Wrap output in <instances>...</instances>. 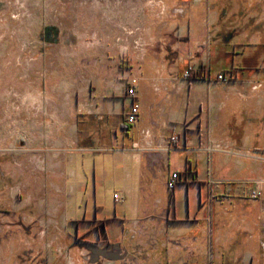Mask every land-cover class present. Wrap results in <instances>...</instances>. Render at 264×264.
<instances>
[{
	"label": "crops",
	"instance_id": "0c3cea01",
	"mask_svg": "<svg viewBox=\"0 0 264 264\" xmlns=\"http://www.w3.org/2000/svg\"><path fill=\"white\" fill-rule=\"evenodd\" d=\"M127 1L119 16L144 19L138 46L127 53L132 67L118 66L126 62L120 58L129 39L98 43L107 52L94 63L92 89H76L68 103L61 83L52 88L50 64L37 75L33 59L29 70L41 89L34 91L30 116L0 121V156L10 151L18 162L26 151L31 163L24 190L0 188L11 189L15 212L33 209L27 220L41 217L47 226L45 218H52L58 232L39 241L91 243L104 253L59 248L16 258H31L28 264H264V0H249L252 24L238 31V54L229 62L238 73L230 83L217 81L230 68L224 42L215 48L218 61L199 77L184 74L188 51L204 53L217 44L201 15L210 0H184L187 17L165 26L159 22L176 0ZM148 43L164 57L147 54ZM12 65L0 56V82L17 80ZM132 84L141 112L127 125ZM11 172V178L22 175L18 166ZM175 172L180 179L169 190ZM253 190L261 196L252 199ZM21 192L27 199L20 205ZM90 228L98 239L88 235Z\"/></svg>",
	"mask_w": 264,
	"mask_h": 264
},
{
	"label": "rangeland",
	"instance_id": "374dc122",
	"mask_svg": "<svg viewBox=\"0 0 264 264\" xmlns=\"http://www.w3.org/2000/svg\"><path fill=\"white\" fill-rule=\"evenodd\" d=\"M125 4H128L127 0H0V28L2 27L0 56L3 59L12 60L13 69L17 68L18 75L17 80L0 82V121L8 125L14 120L22 123L30 116L29 108L33 107L35 102L32 97L34 91L41 89L38 78H32V70H29L32 69L29 63H32L33 59H35L37 75H42L47 63L50 64L52 88H59L61 83V88L66 91L68 103L74 101L76 89L83 92L92 89L94 63L96 59H104L107 52L105 48H97L98 43L103 44L110 37L114 40H127V42L130 40L128 49L123 51L124 58H120V61L126 58V62L123 64L120 62L118 66L132 67L133 64H129L131 57L128 58L127 53L130 55V51L138 46L137 33L144 19L119 16ZM164 4L169 3L166 0ZM206 5L201 15L207 16L208 19L207 36L217 41V44L216 46L211 44V48L204 53L193 50L191 55L188 51L190 58L184 71H190L191 78L199 77L207 69L210 61L212 64L218 61V51L215 48L218 45L222 47V36L232 32L235 35L227 49L229 63L234 50H238V35L247 32L252 24L249 0H210V3ZM259 6L264 7V2L259 3ZM189 11L188 2L172 1L159 23L165 26V23H169L170 20L186 18ZM253 14L256 15V12ZM259 14H262V10ZM260 17L261 15L259 19ZM48 28L54 31L50 39H47L44 34ZM238 31H240L239 34ZM117 32L120 34L117 35ZM151 47L150 43L146 45L147 54L156 58L164 57L158 54L156 48ZM110 56L113 57V55ZM228 66L230 68L224 71L225 73H238L236 65L229 63ZM233 78L219 82L230 83ZM19 132L24 131L19 130ZM3 134L10 135V130L3 131ZM8 138V147H10V136ZM19 153L18 162L12 159L10 151L6 152L5 156H0V158L4 157L3 162L0 161V188L13 185L14 188L24 190L23 187L28 180L26 178L28 164L31 163L28 162L26 151ZM15 166L19 167L22 175L11 178V171ZM3 173L5 175L2 176ZM10 191L11 189H8L7 193L2 190L0 192V198L3 199L2 202L0 201V264H28L31 258L17 259L16 256L32 250L35 252L63 248L68 252L79 247L95 252L90 249L89 243L73 242L74 244L70 245L69 242L39 241L41 235L57 233L56 224L51 221L52 218H45L47 222L50 221V226L43 225L41 217L34 216L37 218L36 222L27 220L25 216L30 212L33 213V209L30 208H20L15 212L12 208L14 199ZM21 195L24 200H19L20 205L26 203L27 199L26 193L18 194V197ZM33 197L36 200V195ZM33 214L36 212L34 211ZM90 230L88 235L94 233L98 239L97 229L90 228Z\"/></svg>",
	"mask_w": 264,
	"mask_h": 264
},
{
	"label": "built area",
	"instance_id": "2783aa9c",
	"mask_svg": "<svg viewBox=\"0 0 264 264\" xmlns=\"http://www.w3.org/2000/svg\"><path fill=\"white\" fill-rule=\"evenodd\" d=\"M191 77L190 71L185 72V78L189 79ZM234 77L233 72L225 73L221 72L217 75V81H227L228 79H232ZM126 95L129 97L132 101L130 108L128 112L125 114V122L127 125H134L140 118V105L137 101L138 98V92L135 85H129L126 89ZM180 175L179 173L175 172L171 175V177L168 179L167 187L169 190H173L177 183L179 182ZM261 196V192L258 190H253L250 193V197L252 199H257ZM115 199L118 200V194L114 195ZM262 247L264 248V239L262 241Z\"/></svg>",
	"mask_w": 264,
	"mask_h": 264
},
{
	"label": "flooded vegetation",
	"instance_id": "af4514ba",
	"mask_svg": "<svg viewBox=\"0 0 264 264\" xmlns=\"http://www.w3.org/2000/svg\"><path fill=\"white\" fill-rule=\"evenodd\" d=\"M52 32H54V31H51V29H47V31H44V34H45V37L47 38V39H50L51 37H52ZM234 33H232V32H230V33H228L226 36H222V42H224V43H226L227 45H229L231 42V39L234 37ZM232 48V47H231ZM234 48V47H233ZM238 54V51H236V50H234V56L236 55V54ZM233 55H232V58L234 57Z\"/></svg>",
	"mask_w": 264,
	"mask_h": 264
},
{
	"label": "water",
	"instance_id": "95a60500",
	"mask_svg": "<svg viewBox=\"0 0 264 264\" xmlns=\"http://www.w3.org/2000/svg\"><path fill=\"white\" fill-rule=\"evenodd\" d=\"M48 29H49V28H48ZM89 244H91V243H89ZM87 245H88V244H87ZM90 246H91L90 249L95 250V252H98V251H99L98 248H96V245L91 244ZM99 252H100V253H104V251H99ZM107 256H109V257H111V258L116 257V255H112V254H108Z\"/></svg>",
	"mask_w": 264,
	"mask_h": 264
}]
</instances>
